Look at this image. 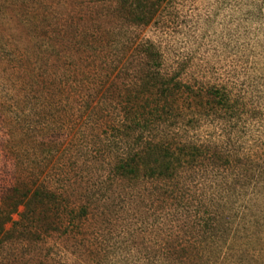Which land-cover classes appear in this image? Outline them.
Masks as SVG:
<instances>
[{
	"label": "rangeland",
	"instance_id": "1",
	"mask_svg": "<svg viewBox=\"0 0 264 264\" xmlns=\"http://www.w3.org/2000/svg\"><path fill=\"white\" fill-rule=\"evenodd\" d=\"M120 4L0 0V212L65 199L31 205L33 232L13 214L0 264H264V0L149 2L148 21ZM141 133L171 147V179L113 176Z\"/></svg>",
	"mask_w": 264,
	"mask_h": 264
},
{
	"label": "trees",
	"instance_id": "2",
	"mask_svg": "<svg viewBox=\"0 0 264 264\" xmlns=\"http://www.w3.org/2000/svg\"><path fill=\"white\" fill-rule=\"evenodd\" d=\"M162 1L163 0H119V2L121 3L120 5H122L128 15H134L135 18H138V20L140 19L145 21H148L149 18H151V15L149 16L148 12H154L153 10H147L148 3L151 2L155 7ZM174 88L175 90L178 89L176 86ZM161 91L162 94H165L169 91L171 92L172 89L169 87H164L161 89ZM210 94L213 99H215V103L217 104V106L225 107L228 111H230V109H234V106L231 103L230 96L226 92H221L219 89H212L210 90ZM162 111L163 109L156 108L154 110H150V112H143V114L142 112L139 113L137 115L138 119L136 118V116H134V118L136 119V121H134L135 124H133L132 126H125V128L127 129L126 132L148 131L149 126L153 122L163 120L161 116ZM144 114L148 116L147 119H145V117L143 116ZM142 119L144 120L145 124L142 123ZM115 130L120 131L117 128ZM130 150L131 151H128V153L125 154L123 157H118V160L115 161L112 167L113 176L117 177V179L121 181H128L131 178L133 179V177L138 179L140 177V170H138L140 166L145 168L144 176L146 178L154 179L155 177H163L165 179H171L174 176L176 172L175 162L178 160V158L174 155V153L170 152V146L166 147L164 143L153 142L151 140H147L144 142L141 133L140 135H138V137H135V139L131 140ZM191 150L193 151L192 153H189V155H191L192 157L195 156L196 151H201L196 147H193ZM144 153L146 154L144 155ZM35 195L37 196L36 201L31 200V202H29L32 197L26 201H23L24 198L27 197V195L25 194L22 195L20 199H17L15 202H13L8 210H3L0 212V231L4 229V224L6 222L12 221L13 214L19 215V219L13 221L14 227L22 226V228L24 229L29 228L27 230H29L30 232L37 230L36 228H40V224L42 223V221H36L35 223L32 222L34 219L32 213L34 212L31 210V205L33 203L36 204L37 201L40 204H43L44 207L46 206V213L48 212V208L50 210H52L51 208H53L54 211L57 212V214L65 212L62 209L65 199H63L59 193H56L55 191H46V193L36 192ZM51 199H55L54 207H51V205H49L51 203ZM21 206L24 207L23 210H19ZM89 209V204H83L77 208H73L70 211L74 219V225L72 226H75V229L81 230L82 221H84L88 217ZM52 225L55 226L54 228L56 231H61L62 234H66L68 231V229H63L57 221L54 222ZM68 225L70 224H67V226Z\"/></svg>",
	"mask_w": 264,
	"mask_h": 264
}]
</instances>
